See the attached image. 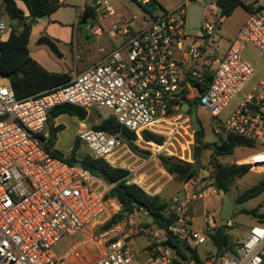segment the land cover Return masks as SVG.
I'll return each instance as SVG.
<instances>
[{
  "label": "built area",
  "instance_id": "1",
  "mask_svg": "<svg viewBox=\"0 0 264 264\" xmlns=\"http://www.w3.org/2000/svg\"><path fill=\"white\" fill-rule=\"evenodd\" d=\"M103 1L104 17L114 16L116 12L106 0H99L94 12ZM133 1L145 9L149 19L137 29L121 19L111 34L121 37L118 46L110 52L100 49L101 59L66 84L23 99L16 97L10 85L0 86V264H69L91 242H102L105 253L90 264H132L131 245L138 237L147 241L142 251L144 264H196L190 253L183 258L164 245L165 241L172 235L197 248L210 240L209 233L218 226L212 217H205L204 231L195 229L192 203L209 196L196 192V177L183 184L182 196L173 199L170 209L177 218L166 228L139 224L135 210L127 220L102 230L111 210H118L121 204L105 198L107 186L101 179L79 164L51 157L39 141L56 107L69 104L94 109L102 119L113 117L136 135L134 145L147 150L151 159L163 154L191 163V157L168 152L165 142H147L143 134L162 136L166 125L188 117L182 106L191 107L195 102L210 114L219 143L232 137L244 142L240 146L258 150L235 164L249 165L254 172L264 168V65L254 66L245 55L250 47L264 62V9L248 12L221 57L211 59L206 46L196 45V38L210 42L222 17L207 19L199 35L192 37L185 31V8L192 0L172 11L156 12L147 8L153 0ZM133 21L138 19L133 17ZM5 28L1 22L0 32ZM89 29L98 37L105 34L95 19ZM105 109L108 115H103ZM189 127L194 145L195 132ZM77 137L94 158L115 168H122L126 156H135L121 133L84 127ZM140 170L131 169L126 178L148 192L138 175ZM218 259L220 264H264V222L258 219L246 237Z\"/></svg>",
  "mask_w": 264,
  "mask_h": 264
},
{
  "label": "rangeland",
  "instance_id": "2",
  "mask_svg": "<svg viewBox=\"0 0 264 264\" xmlns=\"http://www.w3.org/2000/svg\"><path fill=\"white\" fill-rule=\"evenodd\" d=\"M3 1L0 0V23H4L5 30L0 32V36L3 41L8 38L11 30L21 32L24 28V23L27 21V11L23 4H18L19 8L24 11V18L11 19L5 13L3 9ZM116 12L114 16L104 17L106 5L103 4L99 7V11L95 12V25L99 26L104 31V36L98 37L90 34V38L94 41L89 43L81 31L77 28L78 14L85 6H90L91 0H63V5L52 15L39 19L32 25V33L30 39V55L47 71L55 74H69L75 75L77 72H81L93 65L101 59L103 54L99 51L104 49L106 52H110L115 49L121 41V37H112V32H115L113 26L119 24L121 19H125L130 22L132 27L137 29L139 24L144 23L149 19L148 13L140 5L136 4L133 0H106ZM159 7H162L166 11H172L181 5L185 0H154ZM218 0H192L185 8L186 11V34L192 37H196L202 30V25L207 19L221 18V13L217 7ZM248 4L257 3L259 8L264 9V0H245ZM133 17L138 19V22L133 21ZM248 18V12L238 7L228 17L223 18L222 22L218 24V30L209 41H202L196 38L197 46H206L207 53L211 56V59L220 58L228 45L235 39L239 30L244 25ZM41 37H47L54 41L63 58L55 56L47 46L37 45V42ZM247 59L256 67L264 65L261 57L249 47L245 53ZM0 86H9V80L7 78L0 77ZM241 97V95H239ZM87 118L84 121H80L77 118L69 117L67 115L60 116L51 124L54 126H63L64 129L57 134L55 142V149L69 157L72 153L75 140L77 138V132L84 127L93 129L94 125L101 122V114L94 110H86ZM194 112L197 114V118L203 125L205 132L204 145L207 149L202 153L200 157V164L198 168L201 175L197 176L198 182L196 187L197 193L208 192L209 196L202 199L194 200L192 203L191 216L194 217L195 229L203 232L205 229V217H212L216 224L223 223L220 218V210L222 206L221 198L213 189V182L208 178L213 172L214 164L219 162L221 164H232L236 160L247 158L257 152V149L248 146H238L235 148L234 153L227 157H214L212 159V152L209 149V144L219 143V139L213 133L210 114L203 107H197ZM109 110H103V115H108ZM190 119L183 116L181 119L176 120L171 125H166L167 128L163 129L165 137L166 148L168 152L174 153L189 159L194 162V145H191L190 136L192 131L190 129L191 122H187ZM49 123L47 122L43 135L48 137L49 135ZM141 150V149H140ZM149 153L147 150H142ZM88 148L85 144H81L78 149V154L88 153ZM135 154L134 157L126 156L124 163L121 164L122 169L131 173V169L141 167L138 175L143 180V186L148 189V193L151 196H158L167 205L172 204L174 198L182 196L185 192L183 183L176 179L174 176L169 175L162 167L157 156L154 160L151 159L150 154ZM163 155V154H160ZM191 162V163H192ZM239 162V161H238ZM254 172L250 170L243 177L236 178L234 182L229 186L228 195L234 203V213L230 222V228L228 233L231 236L232 241L242 240L246 232H249L252 226L256 225V218L251 215H247L244 211H251L258 208L259 213H264V193L244 204H236L237 197L247 189L253 187L259 181L264 179V168H257ZM203 171H208L210 175L203 176ZM206 173V172H205ZM130 180H134L131 176ZM107 186V192L111 186ZM121 210V207L111 210V216L107 219V224L117 215ZM129 216L124 217L120 222L127 220ZM137 222L139 224L147 225L151 223V218L143 211H138ZM119 222V223H120ZM115 226V225H114ZM112 226L111 228H113ZM110 228V229H111ZM147 241L145 238L138 237L132 243L131 247L135 254V259L132 264H144L146 255L142 253L145 250ZM104 246V244H103ZM197 251L204 261L217 260V253L210 240L203 245L197 247ZM101 254V247L98 245H89L86 249L80 251V256L83 257V261H87L91 257H97ZM71 264V263H69Z\"/></svg>",
  "mask_w": 264,
  "mask_h": 264
},
{
  "label": "trees",
  "instance_id": "3",
  "mask_svg": "<svg viewBox=\"0 0 264 264\" xmlns=\"http://www.w3.org/2000/svg\"><path fill=\"white\" fill-rule=\"evenodd\" d=\"M18 4H23L25 6L28 14L27 21L24 23V28L21 32L18 33L15 30H11L5 41H3L0 36V77L7 78L16 97L18 99H23L64 85L71 80L72 76L67 73L55 74L47 71L31 57L29 50L32 25L39 19L54 14L63 5V2L60 0H4L3 9L9 18H24V11L19 8ZM216 4L222 18L230 16L238 7L244 8L247 12L253 10L252 7L247 5L243 0H218ZM92 17L95 18V12L89 11V6H86L79 14L78 30L81 31V22H85ZM197 107V103L194 102L191 104L193 110H190L188 114L189 117ZM63 115L84 121L87 118V111L84 108L69 104L54 108L50 112L48 118V121H50L49 135L48 137L44 135L41 136L45 140V142L42 143V147L51 157L59 158L70 165L79 164L90 172L92 176L101 179L106 185L111 186L108 193L105 194V198L116 199L121 204V210L108 224L106 223L102 227V230L110 229L124 217L133 214L135 210L143 211L149 215L151 223L147 224V226L166 228L176 220L177 216L171 212L170 205H167L158 196L149 195L139 186L128 183L126 177L129 172L127 170L112 167L105 160L94 158L89 152L79 155L77 152L82 143L78 137L75 140L72 153L69 157L58 152L55 149V142L57 134L63 130L64 127L54 126L51 124V121ZM92 128L112 134L121 133L126 136V141L131 146L133 152L137 154H149L134 145L133 142L136 140V135L122 128L113 117L102 119L99 124L94 125ZM143 136L144 140L147 142H154L158 145H162L165 142V137L160 135L144 132ZM204 137V129L195 132L193 163H186L173 157L160 155L158 159L165 171L183 184L201 175L198 165L200 164V157L205 151ZM243 144V141L230 137L226 141L212 143L208 146L212 152V159L214 160V157L231 156L235 148ZM250 170L251 168L249 165H237L235 163L224 165L216 162L213 172H211L208 179L213 182V185H217L219 189H223L228 193L229 186L234 180L245 176ZM263 193L264 179L240 194L235 203H247L261 196ZM244 213L259 219L260 222H264V213L260 214L258 208L251 211H244ZM229 228L227 223H219L214 232L209 233V238L215 248L217 258L226 250H233L236 247L237 242L232 241L228 233ZM164 245L174 248L183 258H188L190 253V258L194 260L196 264H204V260L201 259L197 248H191L189 245L177 241L172 235L168 236Z\"/></svg>",
  "mask_w": 264,
  "mask_h": 264
},
{
  "label": "water",
  "instance_id": "4",
  "mask_svg": "<svg viewBox=\"0 0 264 264\" xmlns=\"http://www.w3.org/2000/svg\"><path fill=\"white\" fill-rule=\"evenodd\" d=\"M99 0H91L90 6H89V11H94L95 6L97 5ZM147 8L151 11V12H156L157 10L159 11H163L164 9L162 7H159L158 4L155 1H152L150 4H148ZM94 17L88 19L85 22H81L80 23V27H81V32L84 35V38L90 43L92 42V38L88 37L89 36V27L92 25V23L94 22ZM37 45H44L47 46L49 48V50L58 58H63V55L60 53L57 44L52 41L51 39L47 38V37H41L39 39V41L37 42ZM182 112H184L185 114H189L191 107L190 105L186 104L183 105L181 108ZM191 122H192V127L194 132H198L202 130V125L200 123V121L197 118V114L196 112H192L191 113ZM122 139L126 140V136L122 135ZM39 141L41 143H44L45 140L40 137ZM207 147L204 146V150H206ZM206 172V173H205ZM203 176L206 177V175H210V173L208 171H203ZM213 189L214 191L219 195V197L221 198V202H222V206H221V210H220V218L223 220V222H228L232 219L233 213H234V203L233 201L230 199L229 195L223 190V189H219L217 185H213ZM190 255V254H189ZM216 264H220V260L218 259Z\"/></svg>",
  "mask_w": 264,
  "mask_h": 264
},
{
  "label": "crops",
  "instance_id": "5",
  "mask_svg": "<svg viewBox=\"0 0 264 264\" xmlns=\"http://www.w3.org/2000/svg\"><path fill=\"white\" fill-rule=\"evenodd\" d=\"M61 2H63V0H60ZM247 5H250L251 7H252V9H255V8H259V6H258V4L257 3H254V4H248L245 0H243ZM82 11H83V9H82ZM81 11V12H82ZM80 12V13H81ZM79 13V14H80ZM79 14H78V18H79ZM212 20V19H211ZM223 20V19H222ZM77 23H78V19H77ZM90 34H92V32H91V30L89 29V36H90ZM104 36V35H103ZM30 39H31V37H30ZM94 40L92 39V42H93ZM91 43V42H90ZM29 46H30V44H29ZM100 51V50H99ZM80 72V71H79ZM258 220V219H257ZM257 220H256V222H257ZM248 234V232H246V234L244 235V237L242 238V239H244L245 237H246V235ZM236 242H239V241H241V240H235ZM92 244H94V245H98L99 247H101V254L99 255V256H97V257H91L90 259H88L87 261H83V257H80V258H74L73 260H72V262H71V264H90V263H92L94 260H96L97 258H99L100 256H102L104 253H105V248H104V246H103V243L102 242H96V243H94V242H91V243H89L86 247H84L83 249H86L89 245H92ZM83 249H81V250H83Z\"/></svg>",
  "mask_w": 264,
  "mask_h": 264
},
{
  "label": "flooded vegetation",
  "instance_id": "6",
  "mask_svg": "<svg viewBox=\"0 0 264 264\" xmlns=\"http://www.w3.org/2000/svg\"><path fill=\"white\" fill-rule=\"evenodd\" d=\"M191 110H193V108H191ZM189 117V116H188ZM190 119V122H191V116L189 117ZM199 120V119H198ZM201 123V122H200ZM191 125H192V122H191ZM201 125H202V123H201ZM202 129H203V125H202Z\"/></svg>",
  "mask_w": 264,
  "mask_h": 264
}]
</instances>
